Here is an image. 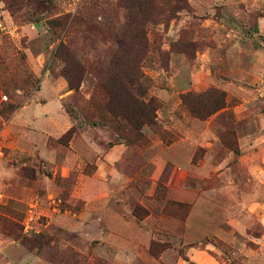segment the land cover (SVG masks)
Wrapping results in <instances>:
<instances>
[{
  "label": "rangeland",
  "instance_id": "1",
  "mask_svg": "<svg viewBox=\"0 0 264 264\" xmlns=\"http://www.w3.org/2000/svg\"><path fill=\"white\" fill-rule=\"evenodd\" d=\"M0 264H264V0H0Z\"/></svg>",
  "mask_w": 264,
  "mask_h": 264
},
{
  "label": "trees",
  "instance_id": "2",
  "mask_svg": "<svg viewBox=\"0 0 264 264\" xmlns=\"http://www.w3.org/2000/svg\"><path fill=\"white\" fill-rule=\"evenodd\" d=\"M140 30L136 29L134 31V37L136 39L140 36ZM139 41V40H136ZM117 50L120 52L121 61L117 62L121 70L113 73L107 81H105L104 92L107 95L106 107L108 112L115 117L123 118L128 124H134L135 121L143 120L144 122H150L155 107H153V102L149 101L147 103L137 101L129 92L128 83L133 81V73L129 70V66L136 65L138 59L134 56H129L127 50L130 47L138 48L140 47L139 42L129 41L123 42L121 40L116 42ZM69 90H75L77 87L67 79ZM69 133H66L64 137H68Z\"/></svg>",
  "mask_w": 264,
  "mask_h": 264
}]
</instances>
